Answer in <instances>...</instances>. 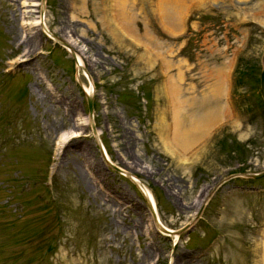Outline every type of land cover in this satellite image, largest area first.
<instances>
[{
  "label": "rangeland",
  "instance_id": "374dc122",
  "mask_svg": "<svg viewBox=\"0 0 264 264\" xmlns=\"http://www.w3.org/2000/svg\"><path fill=\"white\" fill-rule=\"evenodd\" d=\"M101 2L0 0V264H264V0Z\"/></svg>",
  "mask_w": 264,
  "mask_h": 264
},
{
  "label": "bare ground",
  "instance_id": "6f19581e",
  "mask_svg": "<svg viewBox=\"0 0 264 264\" xmlns=\"http://www.w3.org/2000/svg\"><path fill=\"white\" fill-rule=\"evenodd\" d=\"M122 2H123V0H121ZM127 2V1H126ZM170 2V1H169ZM168 2V3H169ZM101 3H103V0H102V2ZM165 3H167V2H165ZM176 2H174V4H175ZM12 4H13V2H12ZM106 4V3H105ZM122 4V3H121ZM127 4V3H126ZM103 5V4H102ZM125 5V3L123 4V6ZM36 6V5H35ZM166 6L167 5H165V8H166ZM180 6V5H179ZM178 6V7H179ZM162 7V6H161ZM169 7V6H168ZM173 8H174V6H172ZM175 7H176V5H175ZM181 7H183L182 5H181ZM98 8V7H97ZM163 8V7H162ZM171 8V7H170ZM102 9H105V8H103L102 7ZM102 9H100V10H102ZM184 9V8H183ZM79 10V9H78ZM162 10V9H161ZM176 10V9H175ZM164 12H165V10H163ZM105 12V11H104ZM110 12V11H109ZM168 12H169V10H168ZM171 12H172V10H171ZM166 13V12H165ZM173 13H174V10H173ZM182 12H180V14H181ZM168 14V13H167ZM169 14H171V13H169ZM169 14H168V16H169ZM177 13H175V15H176ZM24 15H25V11H24ZM100 15H101V13H100ZM103 15V14H102ZM172 15V14H171ZM178 15H179V13H178ZM167 16V17H168ZM174 16V15H173ZM177 16V15H176ZM44 17V16H43ZM102 17V16H101ZM100 17V18H101ZM104 17V16H103ZM102 17V18H103ZM105 17H106V19H107V24H108V27H110V28H112V32L113 31H115L116 30V28L117 29H119L118 27H116L117 25H116V23L112 20V18L110 17V14H109V17H108V14L107 15H105ZM172 17V16H171ZM21 16H20V18H19V20L21 21L20 23H19V25H20V27L22 28V29H24V31H23V33L19 36V38H18V46H17V48H21V60H20V63L22 64V63H27V61L30 59V57L31 56H33L34 54H36L35 53V51H36V48H35V36H33L31 33H30V26L28 25V24H26V23H23L22 22V20H21ZM115 18V17H114ZM172 23H171V25L172 24H174L175 26H176V24H177V26H178V23H177V18L176 17H172ZM183 19V18H182ZM181 19V20H182ZM103 20H104V18H103ZM115 20V19H114ZM171 22V21H170ZM174 26V28H177V27H175ZM179 27V26H178ZM29 28V29H28ZM28 29V31H29V33L26 31ZM134 30V29H133ZM133 30H131L132 32H133ZM22 31V30H21ZM64 32H66L65 30H64ZM134 32H135V30H134ZM25 33V34H24ZM68 34V33H67ZM118 35V34H117ZM68 37V36H67ZM121 38H122V36H121ZM69 40V43L73 46L74 45V42L70 39V38H68ZM123 39V38H122ZM22 46V47H21ZM75 46V45H74ZM76 57H77V63H78V65H82L83 63V60H82V58L80 57V55H77L76 54ZM18 64V63H17ZM93 86H91V87H88L87 89H86V91L87 92H92L93 91ZM74 109L72 108V113L73 114H75L76 112H75V110L73 111ZM80 126V125H79ZM83 126V125H82ZM204 131V128L202 127L201 129H199V130H197L196 132H193L192 133V137H194V140L195 139H197V137L198 136H200V134L202 133ZM73 133H75V132H73ZM191 137V138H192ZM77 138V137H76ZM190 138V137H189ZM188 138V139H189ZM190 138V140H193V139H191ZM72 140V139H71ZM71 140H69L68 138L67 139H65L62 143H63V145L65 146L66 145V143H68L69 144V141H71ZM75 140V139H74ZM186 140V139H185ZM196 141V140H195ZM188 143V142H187ZM191 143V144H190ZM192 141H190L189 142V144L188 145H192ZM195 143V142H194ZM197 143V142H196ZM183 145H186V143L184 144L183 143ZM188 145H187V147H188ZM64 146H63V148H64ZM83 155H85V156H87L88 154H89V150L87 149V148H83ZM88 157V156H87ZM89 161V160H88ZM97 163V162H96ZM95 164V162H93V165H92V167H93V169H95L97 172H99L100 170V168L99 169H97L96 168V166L94 165ZM134 180H137L135 177H134ZM143 191H144V194H145V196L148 198V200L150 199L151 201H152V203H153V205H154V208H155V210H156V214H157V217H158V220L161 222V220H160V217H159V215H158V212H157V208H156V204H155V201H154V199H153V196H152V194H151V192L147 189V188H144L143 189ZM122 204H123V202H122ZM120 205V204H119ZM117 215V214H116ZM137 225H139V224H137ZM162 226L164 227V228H166L163 224H162ZM139 227V226H138ZM140 228H142V227H140ZM168 231H170V230H168ZM156 255V254H155ZM149 257H151L150 255H147V257L145 256V258H146V260H148V258ZM150 259V258H149ZM181 259V258H180ZM182 260V259H181ZM147 262V261H146ZM182 262V261H181Z\"/></svg>",
  "mask_w": 264,
  "mask_h": 264
},
{
  "label": "water",
  "instance_id": "95a60500",
  "mask_svg": "<svg viewBox=\"0 0 264 264\" xmlns=\"http://www.w3.org/2000/svg\"><path fill=\"white\" fill-rule=\"evenodd\" d=\"M42 1H43V3H44L45 0H42ZM58 41H59V43H61L62 45H64V46L67 47V45H66L63 41H61V40H59V39H58ZM70 51H71L73 57H75L74 52H73L71 49H70ZM260 93H261L262 100H263V102H264V55H263V57H262V70H261V75H260ZM87 105H88V110H89V113H90L89 115H90V117H91V116H92V93H91V92H89V94H87ZM110 164H111V163H110ZM112 166H113V165H112ZM113 167H114V166H113ZM114 168L118 170V168H116V167H114ZM236 175H237V174L232 175L231 177H236ZM237 176H243V177H246V178H257V177L264 176V171L257 172V173H240V174H238ZM231 177H228V178L225 179L224 181L230 179ZM131 179H133V178H131ZM133 181L135 182V184L138 186V188H139V189L142 191V193L144 194V191H143L144 187H143L142 183H140V181H137V180H134V179H133ZM144 196H145V194H144ZM145 197H146V196H145ZM146 199H147V201H148V203H149V205H150V209H151V212H152L153 219H154V221L156 222V224H157V226L159 227V229H160L161 231H164V232H167V233L172 232V231H168V229L164 228V227L160 224V221L158 220V217H157V214H156V210H155V208H154V205H153L152 201H151L150 199L148 200L147 197H146ZM198 216H199V214L196 215V218H197ZM187 226H188V225H187ZM185 228H186V227H184L183 229H185Z\"/></svg>",
  "mask_w": 264,
  "mask_h": 264
}]
</instances>
